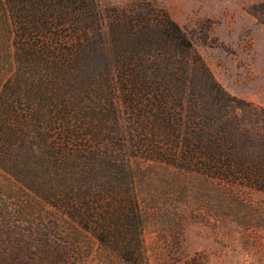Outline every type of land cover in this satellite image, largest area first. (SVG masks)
I'll list each match as a JSON object with an SVG mask.
<instances>
[{"label": "trees", "instance_id": "obj_1", "mask_svg": "<svg viewBox=\"0 0 264 264\" xmlns=\"http://www.w3.org/2000/svg\"><path fill=\"white\" fill-rule=\"evenodd\" d=\"M264 25V0L250 6ZM0 264H76L59 218L148 264L135 181L149 162L264 192V106L230 93L150 0H0Z\"/></svg>", "mask_w": 264, "mask_h": 264}, {"label": "rangeland", "instance_id": "obj_2", "mask_svg": "<svg viewBox=\"0 0 264 264\" xmlns=\"http://www.w3.org/2000/svg\"><path fill=\"white\" fill-rule=\"evenodd\" d=\"M131 0H100L103 8ZM184 29L216 80L230 93L264 106V25L250 12L261 0H150ZM2 15H0V21ZM0 34V55L10 56ZM135 187L144 215L148 264H264V192L149 162ZM0 183L15 184L0 169ZM25 211L57 217L87 253L76 264H129L98 246L55 209L18 187ZM74 264V263H69Z\"/></svg>", "mask_w": 264, "mask_h": 264}]
</instances>
